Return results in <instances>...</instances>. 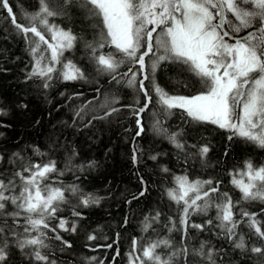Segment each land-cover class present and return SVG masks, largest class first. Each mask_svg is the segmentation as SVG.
Returning <instances> with one entry per match:
<instances>
[{
	"label": "trees",
	"instance_id": "obj_1",
	"mask_svg": "<svg viewBox=\"0 0 264 264\" xmlns=\"http://www.w3.org/2000/svg\"><path fill=\"white\" fill-rule=\"evenodd\" d=\"M9 4L18 22H23V12L39 8L38 0H9ZM62 4L63 0H49V6L57 11H61ZM82 4L83 0H73L63 9L64 14L53 18V22L65 29L70 28L77 36L76 46L65 51L64 56L81 67L88 78L67 82L54 79L49 88H44L39 78L28 79L33 67L30 48L12 24L7 11L0 8V109H3L0 114V155L5 157L0 169L5 170L7 178L14 170L29 163L55 160L64 175L52 174L47 183L54 187L61 186V181L63 186L75 184L82 193L99 199L98 204L83 207L80 192L75 195L66 192L67 203L61 204L56 218L48 221L49 229H42L47 233L44 240L48 245L41 249L42 253L56 264H128L127 254L133 237L142 245L167 238L173 247L157 249L163 258L185 246L189 250L187 259L177 255L173 258L174 264H264V257L235 248L234 242L229 241L219 228L190 229L184 238L179 222L180 206L166 194L167 189L176 186V176L186 175L190 181L211 179L214 185L219 181L221 192H228L233 202L240 201L233 208L236 218L240 219L238 213L241 209L257 213L264 229V203L241 200V193L232 185L229 174L243 171L249 160L254 166L264 165V149L237 138L229 141L226 130L210 123L194 122L183 109H173L172 114L165 117L149 81H145V87L153 96V104L141 117L144 133L136 136L138 126L134 110L143 105L144 96L138 91L139 77L136 88L129 87L127 80L132 74L129 69L136 71L138 65L133 66L125 59L117 74L120 83L111 80L108 74L97 72L91 49L86 45H95L99 41L100 21ZM102 51L113 52L117 59L122 58L121 53L108 45ZM145 59L150 63L148 57ZM124 73L127 75H121ZM155 81L170 95L190 96L200 91L198 78L167 61L157 69ZM97 88L100 89V100L107 96L109 100L115 98L117 101L111 107L119 111L106 119H91L104 115V110L99 108L100 101L95 99ZM85 105L84 112L77 116ZM153 112L158 114L167 134L152 127L157 118L152 116ZM89 120L91 124L85 127ZM172 133H180L177 139L184 144L183 150L168 139ZM204 145L209 147V152L206 157H201L199 149ZM134 148L137 149L136 163L132 159ZM34 149L44 155H37ZM13 153H19L23 159L17 160ZM151 156L157 158L152 160ZM164 168L169 171L164 172ZM145 187L147 191L139 196ZM134 196L139 198L133 199ZM8 210L15 209L10 206ZM74 210L81 216H74ZM157 212L160 213L158 222L153 220ZM216 215L217 209L213 207L207 215H193L191 221L203 223L212 218L215 225L218 223L214 219ZM169 218L175 222L172 231H169L172 228ZM61 219L68 221L69 228L75 223L76 231L59 229ZM16 220H19L18 224ZM149 222L152 227L145 231V224ZM0 227L4 228V238L10 245L6 264H43L30 260L14 246L17 237L29 235L23 231L29 227L23 214L17 218L0 215ZM52 228L57 231L52 232ZM13 232L17 235L13 236ZM57 233L71 247L56 240ZM238 233L245 236L249 247L261 246L246 223L240 225ZM89 236L95 239L90 240ZM201 244L205 253L212 250L211 260L197 255Z\"/></svg>",
	"mask_w": 264,
	"mask_h": 264
},
{
	"label": "snow or ice",
	"instance_id": "obj_2",
	"mask_svg": "<svg viewBox=\"0 0 264 264\" xmlns=\"http://www.w3.org/2000/svg\"><path fill=\"white\" fill-rule=\"evenodd\" d=\"M72 3L73 0H63L61 11H57L49 6V0H38L39 8L23 12V22H18L9 0H0V8L7 11L12 24L30 48L33 67L28 79L39 78L44 88H49L54 79L67 82L86 81L88 78L81 67L64 56L65 51H71L76 46L77 36L70 28L65 29L53 22V18L63 15V9ZM82 6H87L89 12L100 21L99 41L95 45H86L91 49L97 72L108 74L111 80L120 83L117 74L125 59L133 66L138 65L136 71L129 69L132 74L127 80L129 87L136 88L139 77L138 91L144 96L143 105L134 110L138 126L136 136L144 133L141 117L153 104V96L145 87V81H149L165 117L170 116L173 109H183L194 122L210 123L226 130L229 141L237 138L264 149V0H83ZM229 40L232 42L229 43ZM106 45L121 53L122 58L117 59L113 52H103ZM146 57L150 63H146ZM165 61L191 72L198 78L200 91L190 96H176L160 87L155 81V73ZM96 92L95 99L100 101L99 108L104 110V115L91 119H106L119 111L111 107L117 102L115 98L109 100L105 96L100 100V89L97 88ZM88 103L92 104L93 101ZM86 107H82L76 115L80 116ZM0 114H3V109H0ZM152 116L157 117L152 127L167 134L158 114L153 112ZM89 124L91 120L84 126L88 127ZM179 135L172 133L168 139L183 150L184 144L177 139ZM136 151L134 148V163L137 162ZM34 152L44 155L39 149H34ZM208 152L207 145L199 149L201 157H206ZM12 155L17 160L23 159L19 153ZM150 158L155 160L157 157ZM4 160L5 157L0 155V163ZM162 170L169 171L167 168ZM52 174L57 177L64 175L57 168L55 160L29 163L14 170L7 178L5 170L0 169V215L17 218L23 214L29 225L23 229L29 235L17 237L14 246L30 260L43 264H56L41 251L48 247L44 240L47 233L42 229H49L48 221L56 218L61 204L67 203L65 193L75 195L80 192V204L83 207L99 203L98 198L82 193L78 185L63 186L61 181V186L54 187L52 183H47ZM229 174L232 185L241 193V200L264 203V165L254 166L249 160L245 162L243 171ZM174 181L176 186L167 189L166 194L180 206L179 222L184 238H187L190 229L204 231L215 227L234 242L235 248L264 257V229L257 219V213L241 209L238 213L240 219H237L233 208L240 201L233 202L228 192H221L219 181L215 185L211 179L190 181L186 175L176 176ZM146 191L145 187L139 196H143ZM10 206L15 210L9 211ZM213 207L217 209L214 219L218 223L215 225L212 218L203 223L191 221L193 215H207ZM73 215L80 217L81 213L74 210ZM159 217L160 213L157 212L153 220L158 222ZM15 222L18 224L19 220ZM169 222L172 224L169 231H172L175 222L171 218ZM245 223L261 246L249 247L245 236L238 233L240 225ZM67 225L68 221L61 219L58 228L66 232L76 231L75 223L71 228ZM150 227L151 222L145 224L144 230ZM51 231L57 230L52 228ZM5 235L4 228L0 227V264H6L9 256L10 245ZM12 235L17 234L13 232ZM55 239L71 247L59 233ZM89 239L95 237L89 236ZM162 247L172 248V241L165 238L142 245L133 237L131 250L127 254L128 264H174L173 258L177 255H183L185 259L189 255L185 246L172 251L165 259L157 252ZM26 249L30 251L25 252ZM203 249L204 245L201 244L197 255L211 260L212 250L205 253Z\"/></svg>",
	"mask_w": 264,
	"mask_h": 264
},
{
	"label": "rangeland",
	"instance_id": "obj_3",
	"mask_svg": "<svg viewBox=\"0 0 264 264\" xmlns=\"http://www.w3.org/2000/svg\"><path fill=\"white\" fill-rule=\"evenodd\" d=\"M198 93V92H197ZM197 93H194V94H197ZM176 96H178V95H176Z\"/></svg>",
	"mask_w": 264,
	"mask_h": 264
},
{
	"label": "water",
	"instance_id": "obj_4",
	"mask_svg": "<svg viewBox=\"0 0 264 264\" xmlns=\"http://www.w3.org/2000/svg\"><path fill=\"white\" fill-rule=\"evenodd\" d=\"M243 35V34H242Z\"/></svg>",
	"mask_w": 264,
	"mask_h": 264
}]
</instances>
